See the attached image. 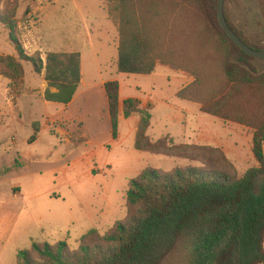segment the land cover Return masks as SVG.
<instances>
[{"label": "rangeland", "instance_id": "1", "mask_svg": "<svg viewBox=\"0 0 264 264\" xmlns=\"http://www.w3.org/2000/svg\"><path fill=\"white\" fill-rule=\"evenodd\" d=\"M156 1L161 18L158 54L181 64L199 55L206 67L205 78L211 66L214 70L210 71L220 75L226 50L210 36L218 1ZM16 3L15 34L28 55L45 63L50 52H79L85 76L95 83L118 78L125 94L140 95L147 101L142 106L150 108L148 135L153 141L169 137L188 145L183 142L182 117L187 101L178 98L177 92L194 77L164 62L158 63L153 76L120 73L116 63L119 31L109 15L108 0ZM224 12L244 39L264 47L262 0H225ZM9 34L10 29L0 22V55L18 57ZM196 38L200 48L192 53ZM226 46L233 48L231 53L226 51L231 62L264 69V59L248 58L241 63L242 55L232 42ZM23 65V86L11 89V81L0 75V264H17L18 252L30 249L33 242L67 241L77 248L79 238L89 229L109 231L127 216L125 197L130 180L148 166L165 172L189 165L233 169L240 176L257 164L253 131L210 114L200 121L206 143L179 150L182 157L139 151L135 149L136 134L127 136L128 122L113 139L106 95L100 87L83 88L70 108L48 104L43 99L45 73H37L30 62ZM34 123H39L41 131L31 142Z\"/></svg>", "mask_w": 264, "mask_h": 264}, {"label": "trees", "instance_id": "2", "mask_svg": "<svg viewBox=\"0 0 264 264\" xmlns=\"http://www.w3.org/2000/svg\"><path fill=\"white\" fill-rule=\"evenodd\" d=\"M217 1L210 36L222 42L227 53L233 48L226 44L232 42L242 55L240 62L256 59L223 30ZM108 2L109 15L119 31L120 73L151 75L159 62H172L157 51L161 18L156 0ZM2 3L0 22L10 29L9 37L18 57L0 55V75L11 81V89L23 86V62H30L37 73L45 72L44 99L71 103L81 84V54L50 52L45 63L28 55L15 34L18 4L16 0ZM229 26L248 46L264 50ZM196 40L192 53L200 48ZM226 51L218 69L220 75L210 71L214 70L211 66L207 67L208 78L199 55L186 64L171 63L194 77L177 92V97L199 104L205 114L250 128L257 164L240 176L233 169L230 172L189 165L165 172L148 166L129 182L125 220L117 221L104 233L98 228L89 229L79 238L77 248L67 241L33 242L30 249L18 252L17 264H264V69L258 71L253 66L245 68L231 62ZM104 89L113 139L118 137L122 109L126 118L140 115L135 137V149L139 151L182 157L179 150L200 147L177 144L169 137L153 141L148 135L150 108L143 107L138 98L126 99L121 107L118 80L105 82ZM33 130L31 142L40 132L39 123L33 124Z\"/></svg>", "mask_w": 264, "mask_h": 264}, {"label": "crops", "instance_id": "3", "mask_svg": "<svg viewBox=\"0 0 264 264\" xmlns=\"http://www.w3.org/2000/svg\"><path fill=\"white\" fill-rule=\"evenodd\" d=\"M117 62H118V56L116 57V63ZM81 73H82L81 84H80L73 100L71 101V103H69L68 105H63V104H59V103L48 102L44 99V92H43L44 101L47 102L48 104L62 105L66 108L67 107L70 108L76 102L79 95L82 93L83 88H87V87L91 88V87L98 86V87H100L101 90H104V92H105V89H104L105 82H107L109 80H114V79H101V81L99 83H95V80H93L91 77H89L88 75L85 76V74H84V63H83L82 56H81ZM154 74H156V73H153V74L148 75V76H153ZM44 79H45V76H44ZM116 80H118L120 83L121 107H122L123 102L128 98H138L141 100L142 105L145 106L147 101H143V99L140 95H127V94H125L124 93L125 88L123 86V83L118 78ZM152 84L155 85L154 82ZM125 86H127V85H125ZM128 86L131 87L132 85H128ZM134 86L136 89L140 88L137 84ZM46 88H47V82H46V87H45L44 91L46 90ZM105 95H106V93H105ZM184 101H187V100H184ZM106 103H107L106 104L107 105V120L110 121V124H111L109 111H108L107 96H106ZM32 106H33V104H32ZM62 111H65V110H62ZM182 114H183L182 115L183 120L185 121V123L183 125L185 140L183 142L188 143V144H194V145H202V144L206 143L204 136L201 135V133L204 132L205 126H204V123L200 124V121H201V119H203V117H204L203 115H205V113H203L201 111L200 105L197 103L187 101V103L183 104ZM119 119H120L119 131L122 128L123 123L128 122L129 123V126H128L129 129L127 132V136H132L134 133L136 134L137 125H138V122L140 120L139 114H134V115L130 116L129 118H126L123 114L122 109H121ZM131 122H133V123H131ZM23 123L26 124L25 122H23ZM40 131H41V129H40ZM42 131H44V129H42ZM33 133H34V130H33Z\"/></svg>", "mask_w": 264, "mask_h": 264}, {"label": "water", "instance_id": "4", "mask_svg": "<svg viewBox=\"0 0 264 264\" xmlns=\"http://www.w3.org/2000/svg\"><path fill=\"white\" fill-rule=\"evenodd\" d=\"M224 3L225 0H219L218 4V16L219 22L223 30L230 36V38L248 55L255 58H264V50H255L248 46L237 34L234 30L229 26L225 12H224Z\"/></svg>", "mask_w": 264, "mask_h": 264}]
</instances>
